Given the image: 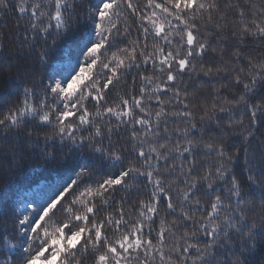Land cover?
I'll return each mask as SVG.
<instances>
[{
	"label": "trees",
	"instance_id": "trees-1",
	"mask_svg": "<svg viewBox=\"0 0 264 264\" xmlns=\"http://www.w3.org/2000/svg\"><path fill=\"white\" fill-rule=\"evenodd\" d=\"M84 8L88 7V0H83ZM164 3V0H156ZM206 4L203 10L194 13V19H188L187 23L195 25L193 29L197 39L206 45L202 56L191 58V67L176 76L174 84L169 85L167 92L157 90L166 81V73L155 71L150 64L141 63L139 69L133 67L130 72L122 76L120 81L111 90L109 106L115 107L121 99H131L140 96V88L146 89L145 98L142 100L144 111L148 113L151 120L152 131L145 135V128L135 125L139 129L137 139L131 140L133 125L121 124L117 129L115 117L105 118L102 127L113 128L110 139L105 138L102 143L107 149L114 147L123 154L122 161L104 158L103 163L93 165L92 179H99L112 172H119L122 166L126 167L130 162L135 163L143 171H147L143 163L135 160V151L142 146L147 152L150 145L167 143L172 151L167 161L168 167L159 168V177L162 187L171 189L170 194L176 206L175 212L167 210V200L160 197L159 212L154 217L155 223L151 224L145 217H139L142 210L141 202L147 203L152 199L153 185L149 184L144 176L133 174L126 184H122L113 192L115 203L108 208V213H115L119 207L123 208L125 219L136 221L143 220L145 232L149 233L145 239L152 238L154 247L148 250L145 256L144 250L132 252L121 264H264V175L261 174L259 164L250 171L249 159L255 157L259 160L264 153V114L258 113L255 125H251L250 112L247 106L264 104V70L260 68L264 64V37L258 34L240 35V29L244 25L252 27L251 21L264 22V0H201ZM18 0H9V10L6 14L0 13V118L18 106L23 99V90L26 85H35L38 89L40 82L47 84L48 77L59 79L62 71L69 68L71 73L76 69L78 62L83 63L84 57L81 49L82 41L95 39L91 24L85 30L83 27L70 33L63 39L57 40L53 45V38L49 37L47 44L43 39L31 40V33L26 31L28 21L18 19L15 5ZM134 7L138 6L135 15L131 10L121 9V16L117 19L120 35L117 37L120 47L130 46L131 42L139 40L140 47L149 53L157 48L172 50L184 54L180 47V34L177 27L169 28L164 16L158 9L147 8V0H132ZM214 4L215 8L207 7ZM157 12L159 22H165V29L170 32L169 39L173 41L167 44L159 37L150 32L147 37V47L144 48L145 40L141 13L150 15L152 11ZM244 11L245 15L240 16ZM189 13L188 16H192ZM171 19V18H169ZM173 26L184 28V24L172 20ZM125 29L127 33L125 34ZM28 34V42L24 36ZM186 39V37H185ZM50 47L47 64L41 65L37 56L41 49ZM209 69L211 71H209ZM175 74V66H174ZM152 77V83L142 81L140 75ZM255 77V84L251 81ZM239 80V82H238ZM250 84L245 89V84ZM179 89V96H176ZM159 101V103H158ZM89 110H93L95 103L91 99L85 101ZM188 107L185 108L184 105ZM213 105H216L215 110ZM224 110L221 111L220 109ZM160 112L157 130V116ZM190 112L191 117L182 114ZM137 117L144 115L140 109H136ZM111 119L113 123L108 125L106 121ZM242 121V123H237ZM195 124V128L192 125ZM251 125L252 136H248L247 129ZM32 135L28 136L23 130L19 133L0 132V264H5L6 259L11 264H23L22 257L25 255L23 248L28 246L29 237L18 224V218L28 215L30 218L37 215L35 209L43 205H36L31 210L22 208L27 200L26 194L42 182L50 183L49 197L61 188L70 178H75L71 167L60 163L69 156H76L81 160H87L91 155L88 144L84 149H75L69 152L67 142H61L56 135L55 119L49 125L37 126L35 121L27 125ZM187 129V140L193 141L194 151L180 156L175 151V145L185 143L184 130ZM87 137L89 131L85 129L77 135ZM141 141H147L141 145ZM223 145L225 156L220 157L213 149L210 151L206 145ZM50 152L56 160L45 163L40 157L43 152ZM153 166L156 161L151 162ZM190 163H194V171L203 175L205 171L221 166L226 169L225 180H216L214 187L218 194L224 199V207L221 208L219 218L216 221L223 225L225 219L234 227H222V233L228 232V238L223 234L217 237L216 246L209 250V254L202 259L199 253L190 249L189 253L181 256L182 247L186 246L181 239L185 232H192L196 225L192 220L184 221L181 216V208L184 212L199 221L204 214V208L192 210V206L186 202L181 203L182 196L178 195L183 189L185 176L181 173V165L184 172L188 171ZM156 175V173H154ZM250 175L253 179H250ZM232 177L238 182L241 196L229 197L230 181ZM72 198L69 193L66 199ZM208 207L207 202H203ZM42 214V212L40 213ZM51 215V214H50ZM104 215V214H102ZM67 219L66 213L56 212V215L46 223L49 232L53 233L55 228ZM99 219V217H97ZM175 221V223H173ZM43 226V225H42ZM254 226L256 235V246L249 250L243 246L241 232L247 233ZM161 227L168 230L165 232L163 245L157 241ZM240 229V231H237ZM210 230V226H209ZM39 231V230H38ZM115 239V237H113ZM196 239L198 246L203 251L209 238L198 232ZM190 242V241H189ZM14 244L15 247H9ZM161 252L164 259H161ZM80 264H93L92 255L81 253Z\"/></svg>",
	"mask_w": 264,
	"mask_h": 264
},
{
	"label": "snow or ice",
	"instance_id": "snow-or-ice-1",
	"mask_svg": "<svg viewBox=\"0 0 264 264\" xmlns=\"http://www.w3.org/2000/svg\"><path fill=\"white\" fill-rule=\"evenodd\" d=\"M122 7L131 10L132 15L138 11V6L134 7L132 0H88L86 9L83 0H18L15 5L18 19L28 21L26 31L31 33L32 41L42 38L47 44L49 37H52L54 45L57 40L63 39L81 27L86 30L89 24L92 26V33L95 37L93 40L82 41L81 52L84 62L77 63L76 69L78 70L74 69L63 79L48 77L50 82L45 84L41 81L39 89L35 85H26L21 103L0 118V132L16 131L19 133L23 130L28 136L32 135L27 127L29 123L35 121L37 126L49 125L53 123L54 118V131L62 143L67 142L66 146H69L70 153L75 151L72 145L84 149L88 144L91 148V155L87 160L69 156L66 160L60 161L71 167L75 178H70L49 197L45 205L40 209H35L36 216L30 218L28 215H23L18 218L21 231L26 232L29 237L28 246L23 248L25 253L22 257L23 264H80L82 252L84 255H92L93 264H121L132 252H139L141 249L144 250L146 256L154 244L152 238L145 239L149 233L144 230V221L126 220L122 207H119L115 213H108V208L115 203L113 192L122 184H126L133 174L144 176L147 182L153 185L152 199L147 203L141 202L142 210L139 212V217H145L150 222V231L151 224L155 223L154 217L159 212L161 196L167 200L168 211L175 212L176 210L171 195L165 196V193H170L171 189L162 187V181L158 175L160 167H168L166 163H160L167 161L172 151L167 143L158 142L150 145L147 152L142 146L135 151V160L143 163L147 171L141 170L135 163L130 162L128 166H122L119 172H112L93 180L92 166L96 163H103L105 157L114 161H122L124 158L123 154L114 147L105 149L102 143L105 138L110 139L113 134L111 126L107 128L101 126L106 117H115L117 129L121 124L133 125L131 140L137 139L139 129L135 125L144 127L145 135L152 131L151 120L142 105V100L145 98V87L140 88L139 97L133 96L131 102L126 98L121 99L115 107L109 106L111 90L133 67L139 69L141 63L144 65L151 63L154 74L157 70L166 73V81L162 86L158 85L157 90L167 92L169 85L174 84L177 74L185 72L192 66L191 58L202 56L206 50V45L201 43L194 34L193 29L196 26H190L187 23L188 19L195 18V11L205 9L206 4L201 0H164L163 4L156 0H147L146 7L160 10L169 28L177 27L180 41L183 42L180 44L183 55L172 50L165 52L163 48H157L152 53L146 52L140 47L139 40L131 42L130 46L120 47L117 40L120 35L117 19L121 16ZM207 7L215 8V5L211 4ZM8 10L9 0H0V13L6 14ZM189 13L193 15L188 16ZM239 14L243 17L245 12L241 11ZM140 15L145 40L144 48L147 47L146 41L150 32L149 27L145 25H151L152 34L155 37H159L169 45L173 43L169 39L170 32L165 29V22H157L159 17L155 10L150 15L143 13ZM172 20L183 23L184 28L173 26ZM251 25L252 27L244 25L240 29V35L258 34L264 37V22L252 20ZM125 34H128L127 29H125ZM28 40L29 35L26 34L24 41L28 42ZM50 50V47L40 50L37 59L41 65L47 64ZM260 68L264 70V64H261ZM138 75L142 81L152 83V77L141 73ZM251 84H255V77ZM244 87L247 90L250 84L246 83ZM179 94V89H176V96ZM89 99L95 102L91 111L85 103ZM184 107L187 108L188 105L185 104ZM212 107L215 110L216 105ZM136 109H140L144 115L137 117ZM247 111L250 112L251 125H255L258 113L264 114V104L247 106ZM182 115L191 117L192 114L184 112ZM156 116L158 130L161 113L157 112ZM106 123L111 125L113 121L108 119ZM237 123H242V121H237ZM251 125L247 129L248 136L245 139L252 136ZM192 127L195 128V124ZM85 129L89 131L87 137L82 134L77 135ZM187 135V129H185L184 136L187 146L181 145L179 140L175 145V151L180 156L185 153L191 154L194 151L193 141L187 140ZM143 143L147 141H141V145ZM206 147L210 151L214 149L220 157L225 156L223 145L208 144ZM40 158L45 163L56 160V157L47 151L43 152ZM153 160L157 162L155 166L151 163ZM257 164L260 166L261 174L264 175V153H261L259 160L255 157L249 159L250 171ZM194 169V163H190L188 171L184 172L183 165H181V173L185 179L184 187L178 195L182 196L181 203L186 202L192 206L193 211L203 207L204 214L199 221H196L193 216L181 208L183 220H192L196 225L195 230L185 232L181 237L186 244L182 247L181 256L189 253L190 249H195L199 253L198 258L202 259L209 254L210 249L216 246L218 236L223 234L225 238H228L229 233H222V227L231 228L234 225H230L227 219L223 221V225L216 222L221 208L224 207V199L216 192L214 184L216 180H225L226 169L223 164L216 167L214 173L209 169L203 175L196 173ZM250 179H253L251 175ZM226 183L231 184L228 190L229 201L233 196L239 199L241 189L235 177ZM69 193L72 195L70 200L66 199ZM203 202H207L209 206L205 207ZM57 211L66 213L67 219L57 226L53 233H50L45 218L47 217L50 221ZM253 229L254 226L249 228L247 233L241 232L240 236L243 246L249 250L256 246V235ZM166 231L168 230L161 227L158 233L157 241L161 245L165 241ZM198 232L210 240L203 251L199 248V242L196 239ZM8 246L15 247L14 244H8ZM161 259H164L162 252ZM186 259L185 257V264ZM5 264H11V260L6 259Z\"/></svg>",
	"mask_w": 264,
	"mask_h": 264
},
{
	"label": "rangeland",
	"instance_id": "rangeland-1",
	"mask_svg": "<svg viewBox=\"0 0 264 264\" xmlns=\"http://www.w3.org/2000/svg\"><path fill=\"white\" fill-rule=\"evenodd\" d=\"M71 73L69 68H65L62 71V75L59 79H63L67 77ZM50 183L42 182L38 186L34 187L31 191H29L26 196L27 200L25 201L24 205L22 206L25 210H31L34 212L33 209L36 205H43L46 202L48 192L50 190Z\"/></svg>",
	"mask_w": 264,
	"mask_h": 264
}]
</instances>
